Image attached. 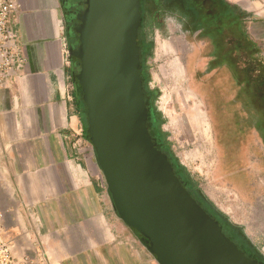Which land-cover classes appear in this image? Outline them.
<instances>
[{"label": "crops", "instance_id": "obj_1", "mask_svg": "<svg viewBox=\"0 0 264 264\" xmlns=\"http://www.w3.org/2000/svg\"><path fill=\"white\" fill-rule=\"evenodd\" d=\"M25 64L0 90V211L21 264H159L113 206L73 79L63 0H15ZM264 43V0H224ZM263 57V55L261 54Z\"/></svg>", "mask_w": 264, "mask_h": 264}, {"label": "water", "instance_id": "obj_2", "mask_svg": "<svg viewBox=\"0 0 264 264\" xmlns=\"http://www.w3.org/2000/svg\"><path fill=\"white\" fill-rule=\"evenodd\" d=\"M69 47L88 138L120 219L159 264H258L222 231L175 174L147 128L139 72L141 0H79Z\"/></svg>", "mask_w": 264, "mask_h": 264}, {"label": "rangeland", "instance_id": "obj_3", "mask_svg": "<svg viewBox=\"0 0 264 264\" xmlns=\"http://www.w3.org/2000/svg\"><path fill=\"white\" fill-rule=\"evenodd\" d=\"M141 3L142 34L152 44L147 86L157 92L151 109L159 114V130L202 197L264 259V146L249 101L226 67L208 71L213 46L192 29L185 11L161 0ZM258 48L264 58V43ZM195 106L202 112L199 127L186 112Z\"/></svg>", "mask_w": 264, "mask_h": 264}, {"label": "trees", "instance_id": "obj_4", "mask_svg": "<svg viewBox=\"0 0 264 264\" xmlns=\"http://www.w3.org/2000/svg\"><path fill=\"white\" fill-rule=\"evenodd\" d=\"M212 4L213 7L208 9L210 17L204 19L195 18L193 24L195 26L192 29L199 30L201 28L200 34L207 37L213 46L212 59L208 64V71L226 67L239 87L240 95L249 101L250 110L248 115L251 120L254 119V127L264 146V58L261 56L257 44L244 31L239 16L233 12L231 6L224 0H213ZM139 48L141 50L139 72L143 81L144 96L148 108L147 128L155 142L156 148L168 156L174 172L181 180L183 186L202 208L216 220L224 234L247 257L258 264H264V259L238 232V228L232 225L223 214L202 197L189 173L170 152L169 144L165 140V134L159 130L161 123L158 120L159 114L155 113L154 109H151L152 101L157 96V92L149 90L147 86L146 57L152 49V44L142 34V16L139 28ZM75 84L79 89L78 99L81 103V109L85 113L86 108L81 98V88L77 82ZM83 131L84 136L90 142L87 134V124L86 129ZM137 235L148 247L149 242L147 239L142 234L137 233Z\"/></svg>", "mask_w": 264, "mask_h": 264}, {"label": "built area", "instance_id": "obj_5", "mask_svg": "<svg viewBox=\"0 0 264 264\" xmlns=\"http://www.w3.org/2000/svg\"><path fill=\"white\" fill-rule=\"evenodd\" d=\"M18 4L15 0H0V90L5 86L7 79L15 69L21 68L25 64V57L16 43V35L11 28V22L15 16ZM66 61L69 64V52H66ZM73 147L80 151V145L84 141L83 128L73 131ZM3 215L0 211V264H21L14 255L13 244L5 236L1 225Z\"/></svg>", "mask_w": 264, "mask_h": 264}, {"label": "flooded vegetation", "instance_id": "obj_6", "mask_svg": "<svg viewBox=\"0 0 264 264\" xmlns=\"http://www.w3.org/2000/svg\"><path fill=\"white\" fill-rule=\"evenodd\" d=\"M212 1L213 0H161V2L166 5L169 4L177 7L181 11H185L186 14L191 17L192 25L194 24L195 18L204 19L210 17L208 9L213 7ZM63 8L66 18V32L68 35L69 46L76 47L78 37L75 34L74 29L79 25V21L75 17V13L82 10L83 6L79 0H63ZM201 31L202 29L200 28L199 32Z\"/></svg>", "mask_w": 264, "mask_h": 264}, {"label": "bare ground", "instance_id": "obj_7", "mask_svg": "<svg viewBox=\"0 0 264 264\" xmlns=\"http://www.w3.org/2000/svg\"><path fill=\"white\" fill-rule=\"evenodd\" d=\"M187 99H188V97H187ZM186 112H188L191 119L195 122L194 125L199 127L202 124L201 123V121H202L201 120V115H202L201 107H199V106L187 107Z\"/></svg>", "mask_w": 264, "mask_h": 264}]
</instances>
